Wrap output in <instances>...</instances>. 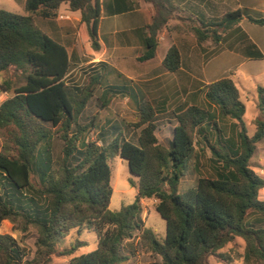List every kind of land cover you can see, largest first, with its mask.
<instances>
[{"label":"trees","instance_id":"trees-1","mask_svg":"<svg viewBox=\"0 0 264 264\" xmlns=\"http://www.w3.org/2000/svg\"><path fill=\"white\" fill-rule=\"evenodd\" d=\"M144 1L152 5L153 15L143 29L141 61L156 56L159 36L165 27L171 28L169 22L175 17L189 22V31L200 44L208 40L220 44L223 33L244 17L264 24V18L246 14L245 9L204 21L182 14L173 0ZM63 3L81 13L92 47L100 50L101 0H26L24 13L0 8V72L12 73L0 86L12 93L0 103V128L6 131L0 153V225L8 219L22 232L31 227L38 232L36 254L30 260L23 259L17 238L0 233V264H53L58 243L73 230L95 231L98 246L62 264H121L129 258L124 244L138 229L142 246L161 258L158 264H209L216 255L225 261L220 250L236 237L246 243L247 260L264 264V200L260 198L264 175L251 162L264 140V85L258 87L260 115L250 134L246 103L232 77L209 83L195 79L199 85L195 90L184 84L186 99L172 109L177 125L165 147L156 135V117L167 103H157L144 91L139 100L125 78L123 84L104 88L99 101L107 107L120 92L135 99L137 141L127 139L122 131L108 143L90 141L87 134L95 117L84 124L81 117L105 72L93 74L85 86L67 81L72 56L41 25L42 19L57 16ZM245 53L252 59L264 58L252 42ZM100 64L119 72L106 62ZM162 64L182 81L191 77L181 68L176 45L168 49ZM199 93L204 97L200 99ZM115 154L127 159L130 171L139 177L138 184L132 181L138 188L134 202L119 210L110 207L114 194L110 161ZM191 167L198 174L197 182L182 190V179ZM144 198L158 200L156 210L166 221L163 240L144 224ZM86 244L78 238L60 253L70 255Z\"/></svg>","mask_w":264,"mask_h":264},{"label":"rangeland","instance_id":"rangeland-1","mask_svg":"<svg viewBox=\"0 0 264 264\" xmlns=\"http://www.w3.org/2000/svg\"><path fill=\"white\" fill-rule=\"evenodd\" d=\"M25 1L26 0H0V8L24 13ZM244 9L246 14H250L256 18H264V2L263 9L261 10L250 9L247 7ZM58 11L59 13H70L72 15L79 14V12L70 10L66 3H63ZM253 26L254 29H248V32L252 37L258 36L264 41V24L255 23ZM72 36L74 37V34ZM72 36H69V39L71 38L72 40ZM80 36H76L79 41V60L76 61L72 58V66L67 76V81L71 84L85 86L92 81L93 74L105 72V75L102 78V83L95 84L94 96L90 99L81 117V123L83 124L89 122L95 117V126L90 128V131L87 134L88 140L97 141L99 144L108 143L114 139L119 131H122L127 139L135 142L137 141L140 129L135 127V123L139 120V111L135 99L130 98L128 93L120 92L112 98L107 107H101V102L99 101V97L102 95L104 88H107V86L112 83L123 84L125 78L127 79H125L126 84L130 86L131 90L138 93L139 100L142 98V91L147 89L148 94L146 91L144 92L148 98L155 99V101L160 104L163 102L167 103L165 111L158 112L156 117V122L158 124L156 135L159 142L165 147L170 145V142L173 139L174 127L177 125V120L172 109L186 99L184 84L190 90H195V87H199V85L195 83V79L200 82L209 83L202 79L214 81L222 77H232L241 91L243 101L246 103L247 111L245 114V121L249 133L253 134L255 132V119L260 115L257 106L258 87L264 85V58L246 59L241 56L229 58L224 54H217L218 49H212L216 45L211 40L205 42L203 44L204 47L199 43L203 52L206 54L207 64L202 69L193 72L196 76L188 73L191 77L190 79L185 77L186 80L184 81L180 79L178 74L173 73L178 79V82H180L179 87L177 88L179 93L172 97H164L161 96V94L158 95V93H156L158 88L155 87V83L157 80L154 79L156 75L163 72H153L150 73L149 76L146 75V65L145 62L142 61V88L136 83L133 85V80L121 71L118 70L121 74L119 75V72L110 71L108 70V67L103 69L100 63H92L91 60L93 58L91 54H93V52L87 45L89 43L91 44L89 36L86 34V31H82ZM249 42L252 41L249 40ZM164 48L165 46L162 44L159 48V56L163 53ZM143 51L144 49L142 50V53ZM203 69L205 70V74ZM11 75V72H0V86L2 82ZM163 75L164 74H161L158 80L167 79V77H169ZM147 80H150V82ZM11 95V92L2 91L0 89V103ZM203 95V93H199L198 97L201 99L204 97ZM5 138L6 131L0 128V153L4 151ZM56 146L57 151H59L62 142L58 140ZM202 161L204 162L206 160L203 158ZM251 162L253 169L264 175V140L258 143L256 153ZM110 163L112 167V185L114 187V194L112 196L110 207L113 210H119L123 205L134 202L138 188L132 184V181L138 184L139 177L130 171L128 160L121 157L119 154H115ZM197 179L198 174L191 167L182 179L181 189L187 190L189 187L194 186ZM260 198L264 200V188L260 191ZM141 202V217L144 224L153 228L158 235V238L163 240L166 235V221L156 210L158 200L156 198H144ZM255 217V215H251V219ZM0 233L11 234L18 239L24 252V260H30L35 256L37 250L36 240L38 236V232L35 228L31 227L27 232H22L17 223L6 219L3 220L0 225ZM78 238L85 240L87 244L70 255L60 253L70 247L71 243ZM97 246L98 236L95 231L85 230L79 234L76 230H73L66 238L58 243V252L53 254L52 263H67L72 257L94 250ZM245 249V241L241 237H236L233 242L228 243L220 250L221 253L226 255V260L223 261L217 255L211 256L209 264H255L253 260L246 259ZM123 252L128 255L129 258L121 264H158L161 262L159 256L152 254L142 246L139 229L134 232L132 238L126 240Z\"/></svg>","mask_w":264,"mask_h":264},{"label":"crops","instance_id":"crops-1","mask_svg":"<svg viewBox=\"0 0 264 264\" xmlns=\"http://www.w3.org/2000/svg\"><path fill=\"white\" fill-rule=\"evenodd\" d=\"M173 2L182 10V14L210 21L221 18L228 11L246 7L261 10L263 9L264 0H173ZM101 4L103 8L102 17L98 26L101 48L95 51L90 43L87 44L93 52L91 54L93 58L91 62H106L108 66L121 71L131 78L133 85L136 83L142 88V61L138 58L144 49L143 29L151 22L153 7L144 0H101ZM60 15H64V18H60ZM254 24L255 22L244 17L232 29L223 33L221 43L212 49L217 48V54L221 53L229 58L241 56L246 59H252L245 55V47L248 46L249 40H251L264 53V41L258 36L252 37L248 32V29H254ZM41 25L51 36L67 46L74 60H79V41L76 36H80L82 31H86L88 35L87 26L81 22L80 12L78 15H72L70 13H59L58 11L56 17L42 19ZM169 25L171 28L165 27L159 36L156 56L144 61L147 71L146 75L149 76L153 72H163L156 75L154 79L157 80L155 83V87L158 88L156 93L164 97H172L179 93L177 88L180 82L162 64L168 49L172 45H176L180 50L182 57L181 68L183 71L194 75L193 72L202 69L207 64L206 54L200 47L195 35L189 31V22L176 17L171 19ZM73 34L74 37L72 36ZM69 36H72V40L71 38L69 39ZM162 44L165 48L159 56V48ZM203 71L205 74L204 69ZM161 74L169 77L158 80ZM202 80L211 82L208 79ZM147 81L150 82V80ZM110 85L116 86L117 84L112 83ZM144 91L148 94L147 89Z\"/></svg>","mask_w":264,"mask_h":264},{"label":"built area","instance_id":"built-area-1","mask_svg":"<svg viewBox=\"0 0 264 264\" xmlns=\"http://www.w3.org/2000/svg\"><path fill=\"white\" fill-rule=\"evenodd\" d=\"M59 17H60V18H64V15H60Z\"/></svg>","mask_w":264,"mask_h":264}]
</instances>
